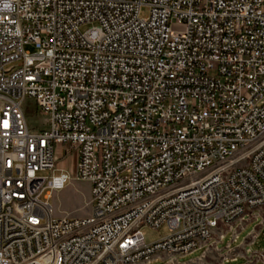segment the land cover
I'll use <instances>...</instances> for the list:
<instances>
[{
	"label": "built area",
	"instance_id": "1",
	"mask_svg": "<svg viewBox=\"0 0 264 264\" xmlns=\"http://www.w3.org/2000/svg\"><path fill=\"white\" fill-rule=\"evenodd\" d=\"M73 178L92 213L56 217ZM259 215L264 0H0V264L173 263Z\"/></svg>",
	"mask_w": 264,
	"mask_h": 264
},
{
	"label": "rangeland",
	"instance_id": "2",
	"mask_svg": "<svg viewBox=\"0 0 264 264\" xmlns=\"http://www.w3.org/2000/svg\"><path fill=\"white\" fill-rule=\"evenodd\" d=\"M148 8L143 7L141 16L148 15ZM90 25H83L82 31H85ZM25 50L29 52L36 51V45L29 43L25 46ZM27 117L30 125L38 130L47 128V115L41 108L34 106L29 100L26 109ZM65 166L73 175L75 171L74 157L69 162L59 160V167ZM49 174V172H45ZM91 199V183L88 180L73 178L63 189L53 191L51 203L54 208V215L62 217L66 215L84 217L92 213ZM264 217L259 215L257 219L249 221L243 229L239 231L237 236L234 233L228 232L225 234L222 241L217 244L218 249L222 252L227 250V244L231 242L232 248L239 252L235 260L228 261L227 264H263L261 260H257L259 253H264ZM255 231V233H253ZM144 236L147 242L158 240L169 234L167 224L162 225L159 229L151 227L143 228ZM253 233V234H252ZM256 234V237L253 236ZM254 238V239H253ZM205 252V248H198L190 253L178 254L173 258V263L170 257L165 253L154 256L149 262L140 264H192ZM210 257V256H209Z\"/></svg>",
	"mask_w": 264,
	"mask_h": 264
},
{
	"label": "crops",
	"instance_id": "3",
	"mask_svg": "<svg viewBox=\"0 0 264 264\" xmlns=\"http://www.w3.org/2000/svg\"><path fill=\"white\" fill-rule=\"evenodd\" d=\"M253 233H255V231ZM235 250L236 249L232 248L231 242L227 244V250L224 252L218 249V247L208 250L205 249V252L192 264H227L228 261L235 260L239 254V252L237 253Z\"/></svg>",
	"mask_w": 264,
	"mask_h": 264
}]
</instances>
